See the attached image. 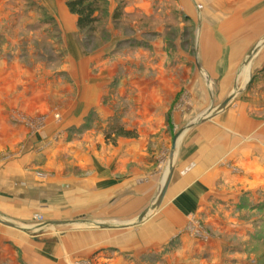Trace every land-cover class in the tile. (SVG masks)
<instances>
[{
  "label": "crops",
  "instance_id": "0c3cea01",
  "mask_svg": "<svg viewBox=\"0 0 264 264\" xmlns=\"http://www.w3.org/2000/svg\"><path fill=\"white\" fill-rule=\"evenodd\" d=\"M85 69L74 105L62 107L59 120L40 101L47 91L34 80L0 78V155L12 156L0 162V219L24 226L39 214L45 224L70 228L36 238L0 224V264H210L208 247L180 234L189 218L226 199L218 188L235 180L229 166L260 164L259 117L237 107L187 132L160 208L138 222L165 181L154 137L166 135L179 81L147 78L144 71L143 78L125 76L107 98L118 68H99L93 77ZM38 114L47 116L39 131L21 119ZM87 118L97 121L94 128L69 140Z\"/></svg>",
  "mask_w": 264,
  "mask_h": 264
},
{
  "label": "rangeland",
  "instance_id": "374dc122",
  "mask_svg": "<svg viewBox=\"0 0 264 264\" xmlns=\"http://www.w3.org/2000/svg\"><path fill=\"white\" fill-rule=\"evenodd\" d=\"M245 2L98 0L99 22L81 31L66 0H0V78L13 75V79L34 80L37 90L46 89L45 101H40L57 120L62 107L74 105L78 81L83 78L81 66L88 69V77L105 66L118 68L107 98L115 94L125 76L143 78L144 71L147 78L179 81L167 114L166 135L154 137L157 164L166 180L174 142L177 140L178 151L187 132L219 114L216 109L231 96L234 98L224 110L240 107L249 111L264 128V3L260 0L250 6ZM255 48L256 54L245 64ZM105 60H109L107 65L100 66ZM144 65L145 70L134 71ZM43 103L37 102L35 107L39 109ZM204 118L207 120L199 123ZM21 119L39 131L47 116ZM96 122L87 118L82 131L75 128L69 140L93 129ZM260 144V164L244 161L243 166H229L235 180L218 188L220 197L226 199H214L209 210L189 218L180 234L203 242L212 257L204 260L210 264H264V137ZM11 157L0 155V162ZM35 216L32 224L9 223L36 238L60 237L70 229L58 225L40 228L45 219L39 215L42 220L35 221Z\"/></svg>",
  "mask_w": 264,
  "mask_h": 264
},
{
  "label": "water",
  "instance_id": "95a60500",
  "mask_svg": "<svg viewBox=\"0 0 264 264\" xmlns=\"http://www.w3.org/2000/svg\"><path fill=\"white\" fill-rule=\"evenodd\" d=\"M256 54V48L252 51V53L250 54L249 58L247 59V61L245 62V64H249L253 58V56ZM234 98V95L231 96L228 100H226L221 106H219L218 109H216L215 113L216 112H221L223 111L227 106L228 104L232 101V99ZM208 118V116H207ZM207 120L206 118L204 119H201L199 120V123L203 122ZM196 123H194L193 125H190L188 127L189 128H192ZM177 152V140L174 142V145H173V149H172V152H171V155H170V162H169V172H168V175L166 177V180L163 184V187L161 189V192L159 194V196L157 197L155 203L153 204V206H151L148 210H146L138 219V222H141L145 219V217H147V214H149L152 210H154L155 208L159 207L161 205V203L163 202L164 198H165V195L167 193V190H168V187L170 185V182H171V179H172V174H173V167H174V163H175V158H176V153ZM0 224H3L5 226H8V227H11V228H14V229H18V230H24L14 224H11L9 222H6L4 220H1L0 219ZM69 223H64V222H53V223H47V224H44L42 226H40V228L42 227H46V226H51V225H58V226H63V225H68Z\"/></svg>",
  "mask_w": 264,
  "mask_h": 264
},
{
  "label": "trees",
  "instance_id": "16d2710c",
  "mask_svg": "<svg viewBox=\"0 0 264 264\" xmlns=\"http://www.w3.org/2000/svg\"><path fill=\"white\" fill-rule=\"evenodd\" d=\"M97 3L98 0H66L70 13L77 16V26L81 31L92 29L99 22Z\"/></svg>",
  "mask_w": 264,
  "mask_h": 264
},
{
  "label": "built area",
  "instance_id": "2783aa9c",
  "mask_svg": "<svg viewBox=\"0 0 264 264\" xmlns=\"http://www.w3.org/2000/svg\"><path fill=\"white\" fill-rule=\"evenodd\" d=\"M41 220L42 218L39 215L35 216V221H41Z\"/></svg>",
  "mask_w": 264,
  "mask_h": 264
}]
</instances>
